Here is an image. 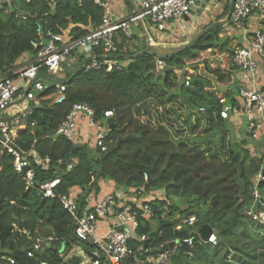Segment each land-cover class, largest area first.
I'll return each mask as SVG.
<instances>
[{"label":"trees","instance_id":"trees-1","mask_svg":"<svg viewBox=\"0 0 264 264\" xmlns=\"http://www.w3.org/2000/svg\"><path fill=\"white\" fill-rule=\"evenodd\" d=\"M225 1L217 20L229 12L230 0ZM103 15V8L93 0L5 3L0 8V78L17 79L18 60L26 53L37 54L32 42L41 40L38 24L74 40L97 29ZM223 32L224 26L210 30L193 47L167 59V68L159 72L156 57L135 56L145 45L127 48L130 39L120 29L115 36L119 53L114 58L128 62L123 69L109 70L104 63L88 67L90 58L82 57L64 80V92L58 81L45 79L46 88L36 93L38 104L33 103L27 129L19 133L16 143L28 154L33 150L39 158H49L48 167L29 155L34 179L27 188L13 156L0 147V257H15V251L21 250L29 264H83V257L72 255L71 250L78 246L92 255L93 242L78 240L60 251L75 225L61 197L80 187L78 201L84 210L89 194L99 193L100 180H112L119 188L135 192H165V198L149 202L153 210L149 218L137 209L136 234L147 237L146 241L130 240L138 256H154L163 245L177 242L169 264H264V223L249 214L264 212V178L254 183L264 167V152H251L249 133L241 139L233 137L231 120L220 114L222 100L237 105L240 92L233 55L240 41ZM104 53L102 47L95 48L101 61ZM179 69L183 82L173 91L171 77ZM42 72L47 74L46 69ZM199 86L201 93L191 89ZM62 93L65 100L57 103ZM80 102L88 103L95 120L109 128L104 158L100 147H90L89 142L76 146L77 141L58 133ZM106 111L113 115L106 117ZM127 136L135 139L117 146ZM55 178H60L55 195L45 196L42 184ZM191 215L197 220L189 226L184 219ZM205 224L215 232L216 243L202 236ZM40 232L42 238L53 240L29 256ZM120 264H136V260L131 255Z\"/></svg>","mask_w":264,"mask_h":264},{"label":"built area","instance_id":"built-area-1","mask_svg":"<svg viewBox=\"0 0 264 264\" xmlns=\"http://www.w3.org/2000/svg\"><path fill=\"white\" fill-rule=\"evenodd\" d=\"M10 2L11 0H5ZM53 2L54 0H49ZM97 5L103 8L104 15L97 29L79 39L65 40L63 34L54 33L52 30H43L38 24L37 31L40 34V41H33L32 44L38 49L34 59L24 63L18 73V78L22 80V85L16 83L13 79L0 78V147L11 154L14 158L15 169L24 174L27 188L33 185L34 171L31 168L30 154L19 148L16 143L15 128L20 123V116L5 119V111L13 104L23 92V97L30 102L26 108L25 116H30L34 107L33 103L38 104L36 93L46 88L45 79L59 77L67 63L69 56L76 50H83L89 56L91 62L88 67L99 68L103 63L108 65L111 70L114 66L117 69H123L127 61L114 58L119 53L118 43L115 39L116 32L120 29L131 39L133 34L128 27L132 22H139L149 36V40L155 43V40L149 35V27L155 31L164 32L168 30V24L186 19L192 10L197 7L201 0H136L135 13L130 18L120 22H113L110 13L109 0H93ZM0 8H3V2H0ZM254 14L264 16V0H235V4L229 18V22L234 26L242 25ZM188 35L186 32L183 34ZM102 47L104 50V60H100L95 54V48ZM234 61L240 68V71L255 77L259 71L257 57L264 61V30H256L247 35L244 42L238 43L234 50ZM100 60V61H99ZM155 63L158 67H166L164 60L156 58ZM46 69L47 74L42 70ZM60 90L64 92V81H58ZM190 85L189 79L186 81ZM240 99L244 102L241 112L239 105H232L222 100L220 114L225 119H230L232 114L238 116L244 113L248 117V133L250 141H261L264 149V91L255 87H243L239 92ZM65 100L62 93L56 100L61 103ZM204 108V107H201ZM112 111H106L105 116H112ZM83 122L91 128L93 132L90 135L94 140V146L100 147L101 152L108 150L106 138L109 128L103 122L95 120L93 108L85 102L76 103L69 116L58 127V133L77 141L80 126ZM35 122H32L34 125ZM251 144V142H250ZM251 152L253 148L249 146ZM36 158V157H35ZM36 162L45 168L50 163L49 158H36ZM264 168V167H263ZM263 168L254 180L258 185L264 178ZM147 176V175H146ZM60 183V178H55L42 184L41 188L45 196H54L55 188ZM156 198V194L150 192H134L128 198H124L120 192H114L106 195L93 205H87L81 210L78 197L67 194L61 197L63 206L71 213L74 218V230L76 237L80 241H91L95 245L92 255L87 257L88 264H120L126 258H135L136 264H169L171 257L176 252L175 246L169 247L163 253H157L154 256L142 257L137 255L130 247V240L146 241L145 235L138 236L137 209L142 210V214L149 218L153 215V210L149 202ZM163 198V197H162ZM253 218L264 223V212L250 211ZM112 218V224L108 230L102 234H97V228L101 219ZM196 216L191 215L184 219V222L192 226L196 222ZM180 228V226H178ZM31 236L30 231H23ZM53 237H38L35 240L34 247L28 252L33 256L34 252L40 250L44 242H51ZM209 242L216 243L217 236L215 232L208 238ZM186 243H192L191 239L184 240ZM142 247L138 248L141 251ZM16 258L12 256H1L0 264H16ZM45 264V263H42Z\"/></svg>","mask_w":264,"mask_h":264},{"label":"crops","instance_id":"crops-1","mask_svg":"<svg viewBox=\"0 0 264 264\" xmlns=\"http://www.w3.org/2000/svg\"><path fill=\"white\" fill-rule=\"evenodd\" d=\"M220 1H222V0H201L199 5L192 10L191 14L185 20L192 19L193 18L192 13H194L196 15L195 18H199L197 20V22L193 21V24L196 25L195 30H197V26L199 27L200 25H202L203 26L202 28L204 29L205 27L212 24L211 23L212 21L208 22V20H207L211 13H212L211 16H213V18L216 17V15H218L216 17V19H213V23L219 21V20H217V18L219 17V15L223 11L221 10V8L219 9V5H217V7H215V6ZM0 2H3V5L5 3H8L5 0H0ZM109 2H110L111 19L113 22H120L122 20L128 19V18H130V16H132L135 13L136 0H109ZM208 13H210V14H208ZM133 23H136L135 25H137L139 27V29H141L140 27H142V25L139 22H133ZM229 28H231V30L229 31V34L233 35L231 33H234V35L239 38L240 43H242V42H244L245 37L247 35L255 32L256 30H260V29L264 30V16H261L259 14H254L249 20H247V22L245 24H242V25H239L236 27H229ZM143 30H144V28H143ZM144 33H146L145 30H144ZM198 33H196V35ZM146 36H147V40H148L149 36L147 33H146ZM167 36L171 37L172 35L170 33H167L166 37ZM174 36H176V35H173V37ZM176 37H178V36H176ZM185 37H188V35H185ZM133 38H134V35L130 40H132ZM153 39L155 41L157 40L155 37H153ZM69 40L70 39H68V41ZM147 40L145 42V46H146ZM119 42H121V37H119ZM180 42H183V41H180ZM139 44L140 43L138 41H136L133 44V46L140 48L141 44L140 45ZM158 44L165 45V44H170V43H164L163 42V43H158ZM129 47L127 46V48H129ZM35 56L36 55H31L29 53L24 54L18 60L17 66L15 67V72L19 73V71L22 68V66L24 65V63H26L29 60L34 59ZM82 57L89 58V56H87V54L83 50H76L75 52H73L69 56L67 63L64 65L62 72L67 71L65 69L67 64L73 63L76 67L78 61ZM257 61L259 64V71L254 78L243 73V72H241L240 68L238 67V70L236 73V78H237V83H238L239 88L255 87V88H258V89H261L264 91V61L260 60L258 57H257ZM75 70L76 69L74 68L73 70H70V71L73 74L75 72ZM1 78H3V77H1ZM15 81L20 86L22 85L21 79L17 78V79H15ZM237 102H238L239 108L241 109V112H242L243 107H244V102L240 99L239 94L237 96ZM29 104H30V102H28L23 97V92L21 91V95L16 99V101L13 104H11V106L5 111V114L3 115L5 119H10V118L20 116V123L15 128V137L16 138L21 131H24L27 129L28 122H29V120H28L29 116H25V115L27 113L26 108L28 107ZM230 120H231V125H232L233 131H234L233 137H235L237 139H241L242 135H244L246 133L248 134V117H246L244 115V113H240V115H238V116L232 114V117L230 118ZM93 131L94 130L92 127L90 128L86 124V122H83L82 125L80 126L79 134L76 138L77 143L83 144L85 142H90L89 138H90V135L92 134ZM250 142H251V144H250ZM258 145L261 147V148H259V150H258ZM247 146H251V148L254 149L253 150L254 152H257V150L259 152H262V153L264 152L261 141H256V140H254L253 142L249 141V144ZM30 152H31V155L38 158L36 151L32 150ZM99 186H100V191L98 194L95 193V191H92L89 194V197L87 200H88V204L90 206L95 204L98 200L104 198L106 195H108L110 193L120 192L124 198H128V197L132 196L135 192V191H133V189L119 188L116 185V183L112 180H100ZM81 192H82V189L80 187H73L71 189L70 194L72 196L78 197ZM146 194H148V193H146ZM155 194H156V197L165 198V192L164 191H158ZM111 224H112V218L101 219L99 221V225L97 228V234L98 235L104 234L108 230V228Z\"/></svg>","mask_w":264,"mask_h":264},{"label":"rangeland","instance_id":"rangeland-1","mask_svg":"<svg viewBox=\"0 0 264 264\" xmlns=\"http://www.w3.org/2000/svg\"><path fill=\"white\" fill-rule=\"evenodd\" d=\"M227 2L228 1L222 0V1L218 2L215 7H217V5H219V9L221 8V10L224 11V7L227 5ZM192 14H193V18L190 19V20L183 19V20H180V21H177V22L169 23L168 24V30L164 31V32H158V31H155L152 27H149V34L157 39L155 41L157 44L164 42V43H170V44H165V45H177V44L186 42V41H188V39L189 40L192 39L196 35V33H198L199 31H201L203 29L202 28L203 26L200 25L199 27L197 26V30H195L196 29V25L193 24V21L197 22V20L199 18H195L196 15L194 13H192ZM208 14H210V13H208ZM211 14L209 15L207 20H208V22L212 21L211 23H213V19H216V17L218 15H216V17L213 18V16H211ZM226 17L227 16H225L224 18L221 17L222 19H220V20H225ZM135 24L136 23L132 22L128 26L130 28L131 32L134 35V38L129 41V44L131 45V46L129 45L130 46L129 49H131V50L136 48V47L133 46V44L136 41H138L141 44V47H144L145 42L147 40V36H146V33H144L143 28L140 27L141 29H139V27L137 25H135ZM223 26H224V32L222 33V35L229 34V31L231 30V28H229V27H232V26L229 23H226ZM185 32L188 34V37L183 36V34ZM167 33H170L172 36L171 37H169V36L166 37ZM231 34H233L231 36H235L234 33H231ZM173 35H176L178 37H176V36L173 37ZM180 41H183V42H180ZM236 42H237V40L234 39V37H233L232 45H234ZM209 54H210L209 52H206L204 55L207 57V56H209ZM74 68H75V65L73 63L67 64L66 67H65V69L67 71L61 72V73L58 74L59 77L55 76L53 78L56 79L57 81H64V80H66L68 78V76L72 75L70 70H73ZM166 68L167 67H163V68L158 67L157 70L159 72H163ZM187 70H188V67H187ZM181 75H182V71L180 69L179 70H175V74L171 77V80L175 81L172 84L170 83V89L171 90H173V91L177 90L178 85L183 82ZM89 140H90V142L88 143L89 146L90 147H94V140L92 139V137H90ZM259 148H261V147L258 145V150H259ZM258 150H257L256 154H262V152H259ZM40 237H44V235L41 232H40ZM71 254L72 255H80V256H82L83 259H84L83 264H88L89 263V261H88V259L86 257V253L83 251V249L81 247L75 246L71 250Z\"/></svg>","mask_w":264,"mask_h":264},{"label":"water","instance_id":"water-1","mask_svg":"<svg viewBox=\"0 0 264 264\" xmlns=\"http://www.w3.org/2000/svg\"><path fill=\"white\" fill-rule=\"evenodd\" d=\"M234 4H235V0H230L229 12H228L225 20H219L217 22L210 24L209 26H207L203 30H201L192 39H190L186 42L177 44V45H162V44L153 43L148 38L145 48L142 50H139L135 56L151 54V55L155 56L156 58H160V59L166 61L167 59L172 58L174 55H177V54L193 47L210 30L217 28V27H220V26H223L224 24L229 22V18L231 16ZM187 18H188V16H186V19ZM52 79L57 81L54 78H52ZM191 89L194 92L201 93V87L200 86L199 87H191ZM133 139H135V137H133V136H127L125 138H120L117 141V146H119L122 142L131 141ZM78 145H79V143L76 144V146H78ZM101 157L102 158L106 157V154L101 153ZM146 174H147V178L151 177V171L150 170ZM263 176H264V168H263ZM203 211L204 210L201 211V214L204 213ZM212 232H213L212 228L207 224L203 225L201 228L202 236L206 239L209 238V236L212 234ZM77 241H78V239H77L75 233L72 232L70 238L63 244L60 251L63 252L64 248L67 244L72 243V242H77ZM147 245H148V242L145 243L146 247H147ZM173 246H175V242H170V243L163 245L161 248H159L158 250H155L154 252L155 253H163L169 247H173ZM14 256L17 258L19 264H29V263H27V261H25L21 250L15 251Z\"/></svg>","mask_w":264,"mask_h":264}]
</instances>
